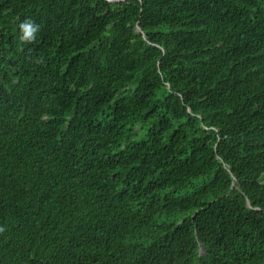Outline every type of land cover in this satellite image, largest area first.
I'll return each mask as SVG.
<instances>
[{"label": "trees", "instance_id": "trees-1", "mask_svg": "<svg viewBox=\"0 0 264 264\" xmlns=\"http://www.w3.org/2000/svg\"><path fill=\"white\" fill-rule=\"evenodd\" d=\"M0 264H264V0H0Z\"/></svg>", "mask_w": 264, "mask_h": 264}, {"label": "clouds", "instance_id": "clouds-1", "mask_svg": "<svg viewBox=\"0 0 264 264\" xmlns=\"http://www.w3.org/2000/svg\"><path fill=\"white\" fill-rule=\"evenodd\" d=\"M20 28L23 32L22 39L32 40L35 38V33L39 31V26L36 25L33 21L26 20L20 25Z\"/></svg>", "mask_w": 264, "mask_h": 264}, {"label": "water", "instance_id": "water-1", "mask_svg": "<svg viewBox=\"0 0 264 264\" xmlns=\"http://www.w3.org/2000/svg\"><path fill=\"white\" fill-rule=\"evenodd\" d=\"M107 1L114 2V1H123V0H107Z\"/></svg>", "mask_w": 264, "mask_h": 264}]
</instances>
